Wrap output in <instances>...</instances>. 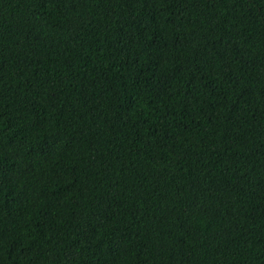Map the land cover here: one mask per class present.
Here are the masks:
<instances>
[{
	"label": "trees",
	"instance_id": "trees-1",
	"mask_svg": "<svg viewBox=\"0 0 264 264\" xmlns=\"http://www.w3.org/2000/svg\"><path fill=\"white\" fill-rule=\"evenodd\" d=\"M0 264H264V0H0Z\"/></svg>",
	"mask_w": 264,
	"mask_h": 264
}]
</instances>
